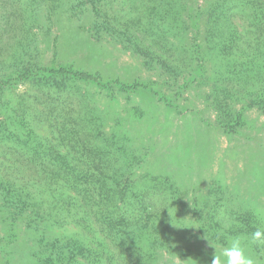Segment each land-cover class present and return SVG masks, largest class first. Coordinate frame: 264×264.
I'll return each instance as SVG.
<instances>
[{"label": "rangeland", "instance_id": "1", "mask_svg": "<svg viewBox=\"0 0 264 264\" xmlns=\"http://www.w3.org/2000/svg\"><path fill=\"white\" fill-rule=\"evenodd\" d=\"M199 1L205 7L210 2ZM74 5L76 0H0L2 57L17 49L21 41L28 52L37 49L44 62L50 63L56 47L57 62L70 61L80 68L129 82H154L167 95L177 93L183 75L175 82L149 67L143 57L112 39V35L99 38L92 29L91 13L76 15ZM236 21L242 29L249 22L244 16H237ZM247 37H259L258 44L252 43L257 50L251 68L264 76V32L256 28ZM199 41L210 70L207 77L191 84L176 99L181 111L168 107L146 90L126 93L82 84L87 100L103 118L105 132L115 135L125 148L124 163L129 164L134 177L158 176L170 186L175 202L164 219L170 238L166 247L157 250L155 264H210L214 250L201 239L206 229L213 233L220 229L224 218H230L237 230L242 224L239 216H256V210L264 208V113L256 107L246 108L243 126L233 133L218 124L217 102L226 99L215 87H223V78L239 67L222 61L208 47L203 26ZM188 43L185 38L184 44ZM4 66L0 63V77ZM231 91L233 97L224 112L237 111L250 101L242 92ZM31 92L29 84L0 90V184L12 188L10 192L0 187V264H42L40 259L47 253L49 240L83 235L84 228L72 218L53 215L42 207L40 211L47 217L37 225L32 210L19 206L21 198L29 203L34 192L40 193L33 186L36 173L31 167L32 130L41 137L51 135L47 123L32 114ZM29 206L34 208L32 203ZM170 212L177 218L174 222L182 226L195 223L206 229L175 227ZM254 252L259 255V250Z\"/></svg>", "mask_w": 264, "mask_h": 264}, {"label": "trees", "instance_id": "2", "mask_svg": "<svg viewBox=\"0 0 264 264\" xmlns=\"http://www.w3.org/2000/svg\"><path fill=\"white\" fill-rule=\"evenodd\" d=\"M72 9L76 15L91 13L92 29L99 38L110 34L143 57L149 67L175 82L182 75L183 80L177 93L170 96L154 82H129L70 61L57 62L56 47L50 63L44 62L39 50L28 52L21 41L8 56L0 54V63L5 65L0 90L29 84L33 88L32 114L46 122L51 132L41 137L32 130L33 186L44 194L43 199L34 192L29 202L34 208L24 198L19 206L32 210L37 225L47 217L40 211L45 207L84 228L82 237L49 240L42 264H155L157 250L166 247L170 238L164 220L175 202L170 186L158 176L134 177L129 164L124 163L125 148L115 135L105 132L103 118L87 100L82 84L126 93L146 90L181 111L176 99L210 70L199 41L203 26L208 47L222 61L239 67L223 78V87H215L226 99L217 100L218 124L233 133L243 126L246 108L256 107L264 113V76L251 68L257 50L252 43L258 44L259 37H247L256 28L264 32V0H210L207 7L199 0H76ZM237 16H244L248 26L242 29ZM262 69L264 72V66ZM232 89L249 96L250 101L237 111L224 112L233 97ZM0 187L12 191L10 186ZM255 217L250 213L239 216L242 224L236 231H253Z\"/></svg>", "mask_w": 264, "mask_h": 264}, {"label": "clouds", "instance_id": "3", "mask_svg": "<svg viewBox=\"0 0 264 264\" xmlns=\"http://www.w3.org/2000/svg\"><path fill=\"white\" fill-rule=\"evenodd\" d=\"M170 214L175 227H203L195 223L182 226L174 222L177 218ZM201 239L214 250L210 264H264V208L256 210V225L251 232L236 231L233 220L224 218L219 230L209 233L206 229ZM254 250H259V255Z\"/></svg>", "mask_w": 264, "mask_h": 264}]
</instances>
